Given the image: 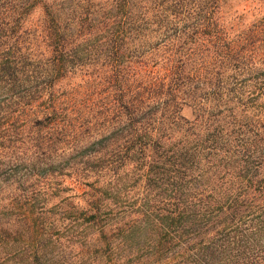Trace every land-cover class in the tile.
Wrapping results in <instances>:
<instances>
[{
  "label": "trees",
  "instance_id": "1",
  "mask_svg": "<svg viewBox=\"0 0 264 264\" xmlns=\"http://www.w3.org/2000/svg\"><path fill=\"white\" fill-rule=\"evenodd\" d=\"M239 1L0 0V264H264Z\"/></svg>",
  "mask_w": 264,
  "mask_h": 264
},
{
  "label": "rangeland",
  "instance_id": "2",
  "mask_svg": "<svg viewBox=\"0 0 264 264\" xmlns=\"http://www.w3.org/2000/svg\"><path fill=\"white\" fill-rule=\"evenodd\" d=\"M232 7H233V12L237 10L239 14L244 13L247 19H252L253 18L252 13L256 12L255 10H253V8L259 7V4L257 2H253L252 0L239 1L238 3L232 2ZM241 79H247L250 81L252 78L249 74H245L241 76Z\"/></svg>",
  "mask_w": 264,
  "mask_h": 264
}]
</instances>
